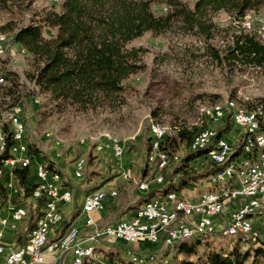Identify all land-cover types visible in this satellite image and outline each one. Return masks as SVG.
<instances>
[{
	"label": "rangeland",
	"instance_id": "rangeland-1",
	"mask_svg": "<svg viewBox=\"0 0 264 264\" xmlns=\"http://www.w3.org/2000/svg\"><path fill=\"white\" fill-rule=\"evenodd\" d=\"M195 1L176 0L175 10L167 0H154L151 9L156 16L180 9L191 12ZM61 2L0 0V37L3 38L0 40V127L5 131L11 114L18 108L27 151L28 147L36 151L32 157L42 160L47 167L51 164L59 172L60 179L67 177L68 172L73 177L74 163L82 158L85 161L82 177H100L98 182L105 183L120 176V172H112L119 162L130 170L129 186L137 188L139 180L152 179L156 174L146 160L151 125L162 127L169 137L179 131L196 132L203 128H213L217 132L225 126V121L211 123L205 111L227 100H232L236 108L264 114V61L262 65L256 64L252 57L241 54L236 60L226 58L229 49L234 47L233 35H254L264 44V39L253 32L243 31L241 24L245 18L254 20L264 16V4L258 11L248 12L237 21L224 10L209 12L216 27L211 39L189 30L183 17L176 15L166 31L158 35L147 33L130 43L129 48H141L144 52L140 69L123 82L120 94L110 102L99 101L94 108L81 109L41 91L29 78L34 70L31 56L14 43L19 29L39 24L49 11L58 13ZM253 29H256L255 20ZM56 32L55 28H42L45 39H53ZM226 111L232 115V111ZM229 123L234 132L227 142L235 150L243 133L240 138L236 137L235 130L240 128L233 120ZM112 139L123 145L120 158L113 155ZM186 150L185 145L175 146L171 155L180 159ZM207 165L206 154L190 162L189 168L196 172ZM252 165L245 164V172H249ZM6 191L0 184L1 198H6ZM21 205L28 208L24 197ZM252 220L253 229L259 235L258 244L247 239L250 244L240 235L221 236L217 231L196 239L199 245L190 256L182 254L174 258V245L164 247L146 240L140 243L148 242L156 248L141 255L147 258V264H210L216 256L234 259L244 255H247L244 264H264V206Z\"/></svg>",
	"mask_w": 264,
	"mask_h": 264
},
{
	"label": "trees",
	"instance_id": "trees-1",
	"mask_svg": "<svg viewBox=\"0 0 264 264\" xmlns=\"http://www.w3.org/2000/svg\"><path fill=\"white\" fill-rule=\"evenodd\" d=\"M153 1L62 0L58 13L47 12L42 16L39 24H29L19 29L14 36V43L31 56L34 70L29 76L30 80L41 91L49 92L55 100L81 109L94 108L97 102H110L113 97L120 94L123 90V82L140 69L144 50L129 48L130 43L134 40L147 33L161 34L171 26L176 15L183 17L189 30H195L196 34L211 39L216 27L209 18V12L224 10L234 18L233 20L237 21L248 12L258 11L259 7L264 4V0H196L191 12L180 9L173 13L171 11L164 16H156L151 9ZM167 3L176 10V0H167ZM43 27L55 28L56 36L53 39H45L42 35ZM233 39L234 47L227 53L228 60H236L238 54H241L252 57L255 62L257 61L256 64L262 65L264 44L259 43L254 35H233ZM230 117H232L231 114L222 120V122L225 121V126L217 131L218 139L225 138L230 134ZM5 131L10 137L9 125L5 126ZM197 132L179 131L173 137L166 134L163 149L170 156L175 146L178 148L185 145L187 152L164 171L165 185L158 189L151 188L145 196H141L135 191L138 188L129 194H120L114 199L115 207L108 210L107 217L97 225L88 226L84 232L92 234L110 226L111 223H117L114 222L115 217L123 211H138L151 200L163 198L167 193H180L196 181L214 177L224 170L226 163L212 165L210 162L199 171L192 172L190 170V162L206 154L208 156L216 144L213 141L205 149L189 150L193 135ZM151 139L150 135L147 154L150 151ZM11 145L12 141L8 138L7 148ZM243 145L244 142L241 140L233 153L230 154L228 161L240 156ZM36 153L31 147H28L30 157ZM8 156V149H6L0 155V160ZM247 156H253V152ZM257 158L259 160L258 153ZM147 164L150 166L149 163ZM30 167L12 170L25 197L29 196ZM46 168L52 169L54 175L59 176V172L51 164ZM150 168L156 171L155 166ZM43 204L44 199L37 201L36 212L30 214L28 229L24 230L20 239H24L25 234L35 226L42 215L40 207H43ZM248 242L250 243V241ZM198 245V240L177 243L172 247L173 256L176 258L182 254L193 255ZM259 253L257 251V254ZM246 257L247 255H244L241 258L233 259L216 256L215 259H211L210 264H244Z\"/></svg>",
	"mask_w": 264,
	"mask_h": 264
},
{
	"label": "built area",
	"instance_id": "built-area-1",
	"mask_svg": "<svg viewBox=\"0 0 264 264\" xmlns=\"http://www.w3.org/2000/svg\"><path fill=\"white\" fill-rule=\"evenodd\" d=\"M228 115V112H217L216 117L207 119L211 123L219 124ZM263 123H264V114ZM234 125L242 130L244 142L237 161H228L234 150L223 139L221 148L217 152L208 155L212 165L226 163L227 174L212 178L210 184L214 190L202 192L197 201H190L179 193L172 197L153 200L145 210L137 211L130 220L119 221L101 230L93 232L89 236L92 243L101 240H113L122 242L127 246L140 241H148L152 244H161L164 247L188 241L196 240L215 232L236 234L245 233V238L250 240L252 236H259L250 225H242V212L245 209L264 205V162L257 159V150L264 146V132L256 130L255 120L249 117H230ZM11 129L10 137L0 127V155L8 149L9 156L0 160V176L3 171L14 168L31 166V157L27 147L23 143L24 126L20 119L19 109L9 118ZM216 132L213 128H203L193 136L189 150H200L203 145H210L211 140H203V133ZM8 138L12 145L7 148ZM166 134L157 131L154 127V141L156 149L153 151L150 166L156 167V174L152 179L138 182V190L147 193L151 187V180H158V186L165 185L164 171L170 164L179 160V156H170L163 149ZM112 151L116 158L123 154V145L120 141L112 140ZM246 149H253V156H246ZM228 161V162H227ZM245 164H255V171L245 172ZM85 166L84 159H78L74 163L73 174L76 178L82 177ZM37 182L29 189V197L34 201L44 199L42 215L37 220L34 230H29L15 249H8L5 243L4 230L10 228L17 230L18 225L28 216L27 209L20 204L11 205L9 218L0 215V264H43L46 255L55 257V260L68 252L72 253V264H85L93 257L92 244L84 246L79 242V228L69 227L62 237L54 240V245H47L50 230L64 222V216L60 205H68L72 201V194L67 189L62 179H54V171L45 166L36 168ZM114 191L98 190L88 195V202L83 204L85 214L101 212L105 207L108 197H114ZM238 203L236 209L225 218V209L231 203ZM94 222L87 218L85 226H92ZM127 263H115L107 261L104 264H147V258L141 254H132L127 251Z\"/></svg>",
	"mask_w": 264,
	"mask_h": 264
},
{
	"label": "crops",
	"instance_id": "crops-1",
	"mask_svg": "<svg viewBox=\"0 0 264 264\" xmlns=\"http://www.w3.org/2000/svg\"><path fill=\"white\" fill-rule=\"evenodd\" d=\"M232 131L229 135H227L225 138H219V139H226L230 140L232 135ZM240 138L242 135V130L237 129L235 130ZM249 155V154H248ZM232 161H237V158H235ZM31 166L30 167V173L28 176L29 185L35 184L37 182L36 177V168L40 165L46 167V163L42 160H38V158L31 157ZM251 165V164H250ZM58 166V165H57ZM120 172V176L113 177L110 180L105 181V183L98 182L100 177H95L93 179H85L84 176L81 178L72 177L70 173H67V177H65L63 180L64 186L71 191L72 194V201L68 205H60L63 216H64V222L57 227L50 230L48 235V241L52 242L56 239H59L62 237V235L69 230V227L76 226L79 228V242L82 243V245L87 246L92 244L94 247L93 257L90 259V261L93 264H104L107 261H112L115 263H126L127 261V251L132 250L135 252H138L140 254H143L144 252L152 251L156 248V246H152L148 242H139L134 244L133 246H127L122 242H115L113 240H101L92 243L88 238L91 235V233L84 232L85 229L88 227L85 226V221L87 218H90L93 220L94 225L99 224L107 217V212L110 208H114V199L119 196L122 193H130L135 188H131L128 184L129 179L131 178L128 174L130 170H126L125 166L120 164L119 162L116 163V167H113L112 172ZM250 171V169H249ZM61 177V176H60ZM214 177H209L205 179H201L196 181L191 186H188L184 188L179 194L183 196L184 198L190 200V201H197L199 195L202 192L205 191H212L214 190V186L210 184V180H212ZM141 179L140 181L145 180ZM0 184L3 186V188L7 189L6 191V198L0 197V215L9 218V208L11 205L20 204L23 201L24 197V203L27 204L28 208L27 213L28 216L25 218L19 225L17 230H11L10 228H6L4 230V236H5V243L7 245L8 249H15L18 245L21 244L23 241L20 239V235L24 232V230L28 229V222L30 220V214H34L37 209V201L32 200L29 196H24L22 188L19 187L17 184V181L15 180V177L12 173V170L7 169L3 171V175L0 176ZM152 188H161L160 186L152 187ZM98 190H103L107 192L114 191L116 193V196L114 197H108V199L105 202V207L103 211L101 212H93L90 214H85L83 212L82 206L84 204L85 198ZM137 193H139L141 196H145L147 193L140 192L138 189H135ZM238 203L234 202L231 203L226 209H225V216L229 217L230 214L236 209ZM40 211H42V207H40ZM136 211H123L119 213L115 217L114 222L119 221H126L130 220ZM254 220V219H253ZM111 223L110 225H112ZM31 230V229H30ZM73 256L71 252L66 253L62 257L55 260V257H52L51 255H46L45 260L43 264H72ZM85 264H90L89 262H86Z\"/></svg>",
	"mask_w": 264,
	"mask_h": 264
},
{
	"label": "bare ground",
	"instance_id": "bare-ground-1",
	"mask_svg": "<svg viewBox=\"0 0 264 264\" xmlns=\"http://www.w3.org/2000/svg\"><path fill=\"white\" fill-rule=\"evenodd\" d=\"M254 20L256 22V29H253V21ZM254 20L251 18L243 19V21L241 23L243 31L248 32V33L253 32L254 34H256L261 39H264V16H257L256 19H254ZM0 40L2 41L3 38L0 37ZM225 109L228 111H232V117H236L238 114L239 116H242V117H249V120H255L256 130H258V132H264L263 116L261 114L255 113V112H248V111H245L244 109L236 108L234 105V102L232 100H227L224 102V104L218 103V104L211 106L209 109H207L205 111V116L208 119L210 117H216L217 112H225ZM17 110H18V108L15 109L14 112ZM13 115H14V113L11 114V116H13ZM11 116H10V118H11ZM233 123H234V120H233ZM154 127L157 131H162L164 134H166V131L162 127H160L156 124H153L150 126L149 129H150V135H151L152 139L150 142V151L147 154V162L149 163V165L151 164V158L153 156V151H154V149H156V141H154ZM112 140H117V139H112ZM203 140H211V142H213V141L216 142L215 148L209 153V155L216 153L217 148H221V145L223 143L222 139L217 138V132L203 133ZM209 146L210 145H203L200 147V150L205 149ZM111 149H112V143H111ZM191 151H196V150H191ZM252 152H253V149H246V155L251 154ZM257 152L259 153V161L264 162V146H260V149L257 150ZM252 171H255V164H253L251 166L249 172H252ZM220 174H227V166L225 167L224 170L217 173L215 175V177L220 176ZM54 179H60V178L58 175H54ZM154 184L158 185V180H151V186ZM172 196H174V193H167V195L163 198L172 197ZM163 198H160V199H163ZM160 199H154V200H160ZM87 202H88V196L85 198L84 204H86ZM152 202H153V200L144 204L138 211L145 210V206H150ZM263 206L264 205H260L257 207L245 209L242 212V225H250L252 217L256 216L257 214H260ZM136 213H137V211H136ZM31 230H34V227ZM220 235L226 236V237L237 236L236 234H229V233H222ZM238 235L245 236V233H238ZM258 239H259V236L250 237V241L252 243H257ZM47 245H54V241L49 242L47 239ZM136 264H143V263H136Z\"/></svg>",
	"mask_w": 264,
	"mask_h": 264
}]
</instances>
